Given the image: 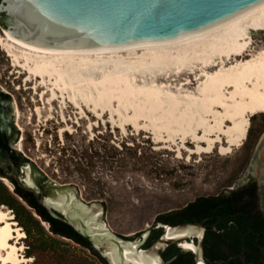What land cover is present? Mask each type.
Masks as SVG:
<instances>
[{
    "label": "rangeland",
    "instance_id": "374dc122",
    "mask_svg": "<svg viewBox=\"0 0 264 264\" xmlns=\"http://www.w3.org/2000/svg\"><path fill=\"white\" fill-rule=\"evenodd\" d=\"M3 21L5 24L0 22V29L8 26ZM261 49H264V31L253 33L248 53ZM120 84L112 91L113 97L99 93V105L95 106L91 99L88 104L83 102L80 109L69 94L63 95L54 86L53 80L48 79L46 85L36 78L27 82L26 74L16 69L0 49V89L23 112L19 121L26 134L23 152L45 168L55 182L80 188L88 204L107 205L111 211L109 224L122 238L137 237L160 214L181 208L198 196L228 193L250 182L257 184L264 211V112L250 117V132L241 147H234L225 156L220 154L219 148L228 145L222 136L214 133L208 139L217 149L200 155L198 152L209 147L207 141L203 142V130H197L198 138L191 135L189 143L177 135L168 138L160 114L152 113L155 107L151 105L148 111L145 105H140L142 97L129 95L124 84ZM189 91H198V85ZM216 108L215 115L224 114L222 108ZM147 111L157 117L141 120L138 129L125 126L126 119ZM170 123L167 126H172L173 122ZM226 124L228 127L231 122ZM180 152L182 158H178ZM0 182L15 195L11 181L13 188L1 178ZM22 203L37 217L34 210ZM2 205L9 209L15 226L25 234L21 243L25 246L24 256L29 257L27 249L31 240L15 211ZM44 223V230L51 235L48 223V226ZM60 239L71 243V247H65L64 251L33 249L28 264H100L89 249L70 239Z\"/></svg>",
    "mask_w": 264,
    "mask_h": 264
},
{
    "label": "bare ground",
    "instance_id": "6f19581e",
    "mask_svg": "<svg viewBox=\"0 0 264 264\" xmlns=\"http://www.w3.org/2000/svg\"><path fill=\"white\" fill-rule=\"evenodd\" d=\"M262 31L264 5L187 38L105 54H61L29 47L14 31L4 27L0 29V49L16 69L26 74L27 82L36 78L46 85L48 79L53 80L54 86L63 95L69 94L80 109L83 102L88 104L91 99L95 106L99 105V93L113 97L116 85L123 83L129 95L142 97L140 105L148 111L151 105L155 107L152 113L160 114L168 138L177 135L189 143L191 135L198 138L197 130H203V142L209 144L208 149L198 152L203 155L217 149L208 139L216 133L228 145L219 148L225 156L234 147L242 146L250 117L264 112V49L248 53L253 33ZM197 85L198 91H189ZM216 107L222 108L224 114L215 115ZM148 111L138 116L141 118L126 119L125 126L138 129L141 120L157 117ZM171 121L172 126H167ZM227 122H231L228 127ZM178 158H182L181 152ZM0 178L8 187H14L8 178ZM14 221L9 209L0 204V264L32 261V257L24 256L21 242L25 234ZM180 247L195 249L189 242Z\"/></svg>",
    "mask_w": 264,
    "mask_h": 264
},
{
    "label": "water",
    "instance_id": "95a60500",
    "mask_svg": "<svg viewBox=\"0 0 264 264\" xmlns=\"http://www.w3.org/2000/svg\"><path fill=\"white\" fill-rule=\"evenodd\" d=\"M263 5L264 0H0V19L29 47L61 54H105L187 38ZM22 115L11 98L0 94V168L21 189L39 196L51 216L87 238L108 264H169L165 250L188 242L195 247L189 250L194 264H206L204 240L214 227L156 221L137 237L122 238L109 224L107 205L88 204L80 188L55 182L20 151L26 138L18 125ZM157 228L162 234L145 248Z\"/></svg>",
    "mask_w": 264,
    "mask_h": 264
},
{
    "label": "trees",
    "instance_id": "16d2710c",
    "mask_svg": "<svg viewBox=\"0 0 264 264\" xmlns=\"http://www.w3.org/2000/svg\"><path fill=\"white\" fill-rule=\"evenodd\" d=\"M0 22L5 24L3 19ZM0 94L11 98L7 93L0 91ZM0 176L8 177L14 184L15 195L0 182V204L12 208L18 222L25 229L31 240L27 249L29 257L33 249L64 251L65 247L70 248L72 244L60 238H67L89 249L100 264H108L92 248L87 238L63 220L51 216L40 204L39 196L21 189L14 178L1 168ZM22 201L35 211L37 217ZM42 221L48 223L51 235L44 230ZM157 221L171 225L203 223L214 227L216 230L206 231L204 240L206 264H264V211L260 207L256 183L250 182L228 193L198 196L181 208L160 214ZM162 232V228L154 229L144 247L152 245ZM164 256L170 261L169 264H194L195 258L192 251L184 250L177 244L170 245Z\"/></svg>",
    "mask_w": 264,
    "mask_h": 264
},
{
    "label": "flooded vegetation",
    "instance_id": "af4514ba",
    "mask_svg": "<svg viewBox=\"0 0 264 264\" xmlns=\"http://www.w3.org/2000/svg\"><path fill=\"white\" fill-rule=\"evenodd\" d=\"M252 183H255V182H252Z\"/></svg>",
    "mask_w": 264,
    "mask_h": 264
},
{
    "label": "built area",
    "instance_id": "2783aa9c",
    "mask_svg": "<svg viewBox=\"0 0 264 264\" xmlns=\"http://www.w3.org/2000/svg\"><path fill=\"white\" fill-rule=\"evenodd\" d=\"M14 217V216H13Z\"/></svg>",
    "mask_w": 264,
    "mask_h": 264
}]
</instances>
